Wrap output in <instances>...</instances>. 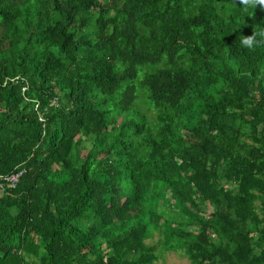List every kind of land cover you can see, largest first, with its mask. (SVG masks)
Instances as JSON below:
<instances>
[{
	"label": "trees",
	"instance_id": "1",
	"mask_svg": "<svg viewBox=\"0 0 264 264\" xmlns=\"http://www.w3.org/2000/svg\"><path fill=\"white\" fill-rule=\"evenodd\" d=\"M245 20L235 0H0V175L20 171L0 264H264V47L237 44L264 10Z\"/></svg>",
	"mask_w": 264,
	"mask_h": 264
},
{
	"label": "clouds",
	"instance_id": "2",
	"mask_svg": "<svg viewBox=\"0 0 264 264\" xmlns=\"http://www.w3.org/2000/svg\"><path fill=\"white\" fill-rule=\"evenodd\" d=\"M235 4L240 7L241 17L244 22L240 24V26L234 30H239L242 25H245L246 24L245 16H248L251 18L254 14L255 9L260 8L261 10H264V0H235ZM257 25L258 26L255 28L252 25L251 34H246V35L240 34L237 37V44H239L241 48L246 49L249 52H254L257 48L264 47V22L258 23ZM17 173H20V171L13 172L9 175L17 174ZM19 176H18V179H19ZM17 181L14 182L13 185H10V183L6 181H2V185L4 186L6 185L7 187L13 188L15 184L17 183Z\"/></svg>",
	"mask_w": 264,
	"mask_h": 264
},
{
	"label": "rangeland",
	"instance_id": "3",
	"mask_svg": "<svg viewBox=\"0 0 264 264\" xmlns=\"http://www.w3.org/2000/svg\"><path fill=\"white\" fill-rule=\"evenodd\" d=\"M211 206L209 207V210ZM158 239L157 234L152 237V242H155ZM156 253L158 258L154 261L153 264H190V261L182 254L180 250L164 249L161 245L157 248Z\"/></svg>",
	"mask_w": 264,
	"mask_h": 264
},
{
	"label": "built area",
	"instance_id": "4",
	"mask_svg": "<svg viewBox=\"0 0 264 264\" xmlns=\"http://www.w3.org/2000/svg\"><path fill=\"white\" fill-rule=\"evenodd\" d=\"M11 80L17 82V81L19 80V78L16 77V78L11 79ZM21 88H22V90H25V89H26V86H22ZM50 105H57V99H53V100L50 102ZM34 108H35V110H38V103H35ZM38 119H39L41 122L44 121V118H43V116H42L40 113L38 114ZM19 174H20V173L12 174V175H9V176H1V175H0V178H2V179H1L2 181H6V182L10 183V185H13L14 182L17 181Z\"/></svg>",
	"mask_w": 264,
	"mask_h": 264
}]
</instances>
